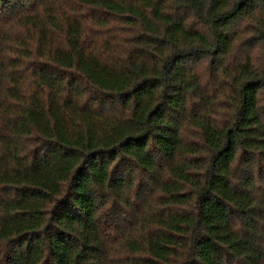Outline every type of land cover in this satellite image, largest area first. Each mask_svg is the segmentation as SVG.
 I'll list each match as a JSON object with an SVG mask.
<instances>
[{
	"label": "trees",
	"instance_id": "obj_1",
	"mask_svg": "<svg viewBox=\"0 0 264 264\" xmlns=\"http://www.w3.org/2000/svg\"><path fill=\"white\" fill-rule=\"evenodd\" d=\"M0 264H264V0H0Z\"/></svg>",
	"mask_w": 264,
	"mask_h": 264
}]
</instances>
